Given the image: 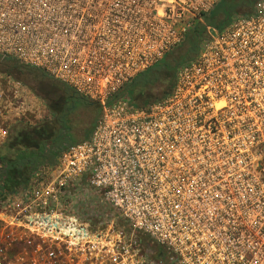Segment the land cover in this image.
I'll list each match as a JSON object with an SVG mask.
<instances>
[{
    "label": "built area",
    "instance_id": "built-area-1",
    "mask_svg": "<svg viewBox=\"0 0 264 264\" xmlns=\"http://www.w3.org/2000/svg\"><path fill=\"white\" fill-rule=\"evenodd\" d=\"M220 1L0 0V58L100 107L0 201V264H264V0L207 26L164 96L115 97ZM32 97L0 93V148Z\"/></svg>",
    "mask_w": 264,
    "mask_h": 264
},
{
    "label": "trees",
    "instance_id": "trees-1",
    "mask_svg": "<svg viewBox=\"0 0 264 264\" xmlns=\"http://www.w3.org/2000/svg\"><path fill=\"white\" fill-rule=\"evenodd\" d=\"M257 1L255 0L254 4ZM251 10L252 7L247 9L244 5H238L235 0L218 2L205 15L204 23H197L186 34L179 45V50H184V53L179 58L178 54L175 56V68L177 69L181 64L197 56L201 43L205 39L207 26L222 28L233 17L249 15ZM162 62L166 63V66L169 65L166 61ZM152 68L154 66L150 69ZM15 71H18L19 75L32 73L34 77H38L37 88L40 92L37 95L44 101L48 116L33 124L18 123L9 133L6 143L0 148V201L10 194L18 193L24 189L37 170L42 167L54 166L63 151L85 140L91 133L100 113V107L96 102L52 79L43 71L14 60L0 58V72L21 82ZM147 71L127 83L123 89L116 93L115 97L125 96L132 104L139 107H144L152 102L153 98L149 94L148 82L144 79H141L140 83L138 82V78ZM173 71L174 69H172V74L167 71L161 74V79L168 80L163 96L171 90L174 81Z\"/></svg>",
    "mask_w": 264,
    "mask_h": 264
},
{
    "label": "rangeland",
    "instance_id": "rangeland-1",
    "mask_svg": "<svg viewBox=\"0 0 264 264\" xmlns=\"http://www.w3.org/2000/svg\"><path fill=\"white\" fill-rule=\"evenodd\" d=\"M235 1L238 5L240 6L244 5L246 6L247 9H250L251 7L254 6L255 0H235ZM201 23H204V19H202ZM183 53H184V50L183 51L181 49L179 50V46L176 47L164 59L161 60V62L162 61L168 62L169 65L166 66V63L163 64V62L161 64H156L154 65V68L150 69L145 74H143V76L138 78L139 83L141 82V79H144L148 82V89H150L149 94L153 98V100L162 97L164 92L167 89L168 80L161 79V74L164 71L171 72L170 74H172V69H174V71L176 70L175 68L176 63L174 61L175 56L178 54V58H179L182 56ZM174 71L173 73L175 74ZM15 73L18 74V71H15ZM18 76L21 79V82L25 86L26 90L29 91L30 94L33 96L31 98L32 107L27 110L25 115L20 120L17 119L11 122V127H10L9 132H11L13 127L16 126L20 122H29L33 124L48 116V110H47V107L44 101L42 100L40 96L37 95L38 92H40L37 88V85H39L38 77L37 78L34 77L32 73H24L23 75L18 74ZM45 80L47 81L46 78ZM50 80L52 81V79ZM8 81L12 82V81H16V79L0 72V93H3V94L6 93ZM91 122H94V121H91ZM88 123L90 124V121ZM83 203L87 205L86 208L88 210H91L90 205L94 203V200H91L88 198ZM97 211H99V209H97Z\"/></svg>",
    "mask_w": 264,
    "mask_h": 264
}]
</instances>
